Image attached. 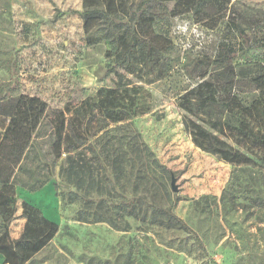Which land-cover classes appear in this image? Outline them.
<instances>
[{"label": "rangeland", "instance_id": "rangeland-1", "mask_svg": "<svg viewBox=\"0 0 264 264\" xmlns=\"http://www.w3.org/2000/svg\"><path fill=\"white\" fill-rule=\"evenodd\" d=\"M230 1L237 16L255 22L249 33L258 34L264 23V0ZM140 2L129 0L134 7ZM168 5L173 10L176 1ZM87 7L105 12L92 22L95 43L88 40L80 16ZM199 17L163 16L162 31L167 36L163 44L173 69L159 80L142 82L123 71L122 78L111 72V58L118 50L114 40H123L130 30L120 5L100 0H0V91L16 81L13 97L19 102L0 145V171L11 176L16 172L46 112L52 117L54 110L67 105L76 108L101 88H141L135 89L138 94L130 91L128 98L152 108L131 121L158 162L148 169V196H157L164 208L184 220L206 248L202 253L184 232L127 216L117 206L141 194L143 186L136 180L123 181L114 185L111 195L100 192L107 182L92 155L87 151L90 171L79 175L78 150L72 148L57 163L54 178L44 189L19 191L21 201L59 225L57 236L26 264H264V208H252L246 198L238 200L237 208L223 201L233 168L194 144L178 108L180 96L198 81L193 70L197 60L214 54L225 32L226 20L212 30V22L199 23ZM44 129L49 135L50 127ZM42 143L46 149L48 138ZM172 177L177 193L172 191ZM259 189L264 197V185ZM108 208L116 218L123 217L118 220L126 231L100 221ZM20 214L19 209L10 226L14 239L24 226ZM0 264H4L1 255Z\"/></svg>", "mask_w": 264, "mask_h": 264}, {"label": "trees", "instance_id": "trees-1", "mask_svg": "<svg viewBox=\"0 0 264 264\" xmlns=\"http://www.w3.org/2000/svg\"><path fill=\"white\" fill-rule=\"evenodd\" d=\"M100 1L120 5L130 23L127 36L114 40L118 50L111 58V72L122 78L123 71L142 82L159 80L173 69L163 44L167 41L162 31L164 15L198 14L199 23L212 22V30L226 20L214 54L197 60L193 70L198 73V81L180 96L178 108L194 144L233 168L223 201L237 208L238 200L246 198L252 208H264L259 189L264 185V23L258 34H250L255 22L237 16L230 0H174L173 10L168 5L173 0H141L135 7L129 0ZM104 15L99 7H87L80 14L90 43H95L93 20ZM17 89L15 81L0 91V145L19 110L18 97H13ZM135 89L141 88H101L76 108L67 105L63 110H54L52 117L46 112L16 172L11 176L0 171V255L4 264L28 263L57 236L59 225L47 219L39 208L21 201L19 191L36 193L44 189L53 180L57 163L72 148L78 150L79 175L90 171L87 151L92 155L103 173V182H107L100 192L111 195L116 184L123 181L136 180L143 186L141 194L117 206L127 216L143 224L184 232L206 253L201 238L184 220L164 208L157 196H148V169L158 162L131 121L149 114L152 108L128 98L130 91L139 93ZM46 126L50 127L49 135ZM45 137L48 147L43 149ZM78 141L87 145L81 147ZM83 199L90 201L88 196ZM19 209L24 226L14 239L10 226ZM108 209L100 221L126 231L122 220H118L123 217L116 218Z\"/></svg>", "mask_w": 264, "mask_h": 264}, {"label": "water", "instance_id": "water-1", "mask_svg": "<svg viewBox=\"0 0 264 264\" xmlns=\"http://www.w3.org/2000/svg\"><path fill=\"white\" fill-rule=\"evenodd\" d=\"M175 182H176L175 178L172 177V191L175 192V193H177L178 192V189L175 186Z\"/></svg>", "mask_w": 264, "mask_h": 264}, {"label": "crops", "instance_id": "crops-1", "mask_svg": "<svg viewBox=\"0 0 264 264\" xmlns=\"http://www.w3.org/2000/svg\"><path fill=\"white\" fill-rule=\"evenodd\" d=\"M24 221V220H23Z\"/></svg>", "mask_w": 264, "mask_h": 264}]
</instances>
